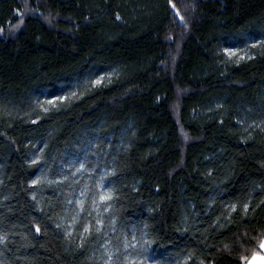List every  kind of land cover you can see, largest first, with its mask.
<instances>
[{
	"label": "trees",
	"instance_id": "1",
	"mask_svg": "<svg viewBox=\"0 0 264 264\" xmlns=\"http://www.w3.org/2000/svg\"><path fill=\"white\" fill-rule=\"evenodd\" d=\"M171 2L0 0V264H97L56 228L65 183L32 184L65 156L115 181L114 250L134 228L146 264L261 253L264 0Z\"/></svg>",
	"mask_w": 264,
	"mask_h": 264
},
{
	"label": "snow or ice",
	"instance_id": "2",
	"mask_svg": "<svg viewBox=\"0 0 264 264\" xmlns=\"http://www.w3.org/2000/svg\"><path fill=\"white\" fill-rule=\"evenodd\" d=\"M169 3L171 4L172 8L175 9V4H172L171 0H169ZM18 17L22 18V14L17 12ZM176 15L179 16V11H176ZM117 19H119V16H117ZM180 19L183 20L184 17L180 16ZM0 31H3V29H0ZM258 43L264 45V40H260ZM256 44H253V47H255ZM225 52L229 56L236 55L235 52H233L231 49L226 48ZM244 56L239 57V59H244ZM248 59H252L251 55H247ZM95 83L99 84L101 83L100 80L95 81ZM57 100H64L66 97L64 96H58L56 97ZM49 104H52V106L55 108L56 105L53 103V101H48ZM45 111H48L47 108H45ZM33 163H36L35 160H33ZM84 167L83 164L80 165V168L77 169V171H80ZM38 181L34 179L32 181V184H36ZM115 181H108L105 183L104 176H101L100 180L96 182L95 189L96 191L93 193V196L91 198L90 206L86 207V201L82 199H77L75 201L77 208L74 210V214L71 217L72 224L75 225L79 219H81L83 214V223L79 225V230L72 229L71 227L66 228L64 231L65 237H72L73 231H76V235L78 237V242L75 243V247L79 249H83L85 243L89 242L90 240H94L99 243V247L103 249V252L100 256V260L102 261V264H117L116 257L117 254L120 252L119 247H116L115 250L109 247V245L112 243L110 239H104L108 236V232L105 229H108L112 232L116 231V221L115 219H111L108 224L105 223L104 214L109 212V210L113 206V202L117 199H119L118 191L113 187ZM88 191V186L85 185L83 189L80 192L81 197H85ZM35 198V197H33ZM68 204H72V200H68ZM261 204H264V201H261ZM236 205L232 204L230 205L231 211H236ZM256 207H259V205H256ZM243 213L247 214L249 211V203L244 202L241 205ZM88 217H91L92 219H88ZM56 228H61V224L57 223ZM36 231L39 232V227L36 228ZM144 235H147L146 233ZM247 235V234H245ZM5 238L0 237V241H3ZM142 244V250L144 252H147L148 249L146 247H143V245L151 244V240L143 239ZM251 240H256L259 244V248L264 250V232H260L258 236H253L250 238ZM103 241V242H101ZM137 242V237L135 235V229H131V236L130 239L128 236H125L123 240V247L126 250L128 247H135V243ZM237 243L240 245L242 251L239 253L236 264H253V261H255L258 253L254 252L251 246L245 247L243 243L240 241H237ZM225 248H229V245H225ZM262 261H264V256L260 257ZM127 256H125V260H127ZM188 259H192L191 256L188 257ZM131 264H135V261H132ZM141 264H144L143 260L141 261ZM185 264H187V261H185ZM200 264H205L204 260L200 261Z\"/></svg>",
	"mask_w": 264,
	"mask_h": 264
},
{
	"label": "rangeland",
	"instance_id": "3",
	"mask_svg": "<svg viewBox=\"0 0 264 264\" xmlns=\"http://www.w3.org/2000/svg\"><path fill=\"white\" fill-rule=\"evenodd\" d=\"M235 53L236 55H233V56H237V58L243 56L242 54H244L241 52H235ZM247 54H245L244 57H246ZM233 56H229V57L232 59ZM98 80L102 81V79H98ZM93 84L99 85L100 83L97 84L94 82ZM45 105H49V103H45ZM65 157H66L65 160L67 162L63 160V163L59 164V166L55 168V173L53 175H50V172L44 171L42 172L41 177L37 179V181L39 182V184L42 181H44L45 183L47 182V184L50 185V187H53V186L56 187L57 185H64L63 183H65V185L62 186V194L64 195V199L66 201L65 216L66 215L67 216L65 218L58 220L59 221L58 223H61V226H64V228L71 227L72 229H74L75 225L72 224L71 217L74 214V210L77 208L75 201L77 199H82L88 202L89 198L90 197L92 198L93 193L96 191V189L91 190V191L89 190L90 182H88L89 181L88 179H92L93 176L91 174H89L88 176H85V179H84L82 169H80V171H77V169L80 168L79 167L80 159L75 156H72L71 157L72 159L69 160L70 158L68 156H65ZM38 158L39 156L37 154V155H34V157L31 159L37 162ZM85 185L88 186V191L85 197H81L80 192ZM41 186H42V183H41ZM68 200H72V204H68ZM88 219L91 220L92 218L90 217ZM97 243H98L97 247H99L100 242H97ZM109 247L111 248L110 245ZM137 248H138L137 246L132 247V248L128 247L125 250L123 247V252L118 253L117 257L115 258L117 261V264H131L132 261H135V264H141V261L143 260L141 258L142 252L137 250ZM97 251L99 253H91V254L94 255V260L96 261L97 264H102V261L100 260V256L103 252V249L99 247L97 248ZM125 256H127L128 258L127 260H125ZM143 262L144 264H146L144 260Z\"/></svg>",
	"mask_w": 264,
	"mask_h": 264
},
{
	"label": "crops",
	"instance_id": "4",
	"mask_svg": "<svg viewBox=\"0 0 264 264\" xmlns=\"http://www.w3.org/2000/svg\"><path fill=\"white\" fill-rule=\"evenodd\" d=\"M262 256H264V250L261 249V253L257 255L255 261H253V264H264V261H262L260 258Z\"/></svg>",
	"mask_w": 264,
	"mask_h": 264
}]
</instances>
